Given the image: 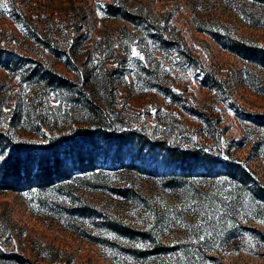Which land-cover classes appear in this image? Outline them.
I'll return each instance as SVG.
<instances>
[{
	"label": "rangeland",
	"instance_id": "374dc122",
	"mask_svg": "<svg viewBox=\"0 0 264 264\" xmlns=\"http://www.w3.org/2000/svg\"><path fill=\"white\" fill-rule=\"evenodd\" d=\"M106 3L161 27L180 57ZM201 28L264 46V3L0 0V133L42 142L95 126L170 148L194 142L229 151L264 184V66ZM46 69L70 82L51 85ZM95 153L61 184L0 191V264H264V196L218 166L175 176L147 148ZM108 218L142 234L116 237Z\"/></svg>",
	"mask_w": 264,
	"mask_h": 264
},
{
	"label": "trees",
	"instance_id": "16d2710c",
	"mask_svg": "<svg viewBox=\"0 0 264 264\" xmlns=\"http://www.w3.org/2000/svg\"><path fill=\"white\" fill-rule=\"evenodd\" d=\"M251 1L264 3V0ZM105 6L110 16L122 18L139 31L142 40L146 39L156 45L161 52L170 50L180 57L179 47L176 46L177 41L175 42L172 37H166L162 28L152 23L147 17L117 4L106 3ZM201 30L207 31L224 48L234 52L242 60L264 66V46L249 44L206 28H201ZM185 55L187 57L185 61L188 64L197 62V58L191 56L188 51ZM142 70L144 74L149 73L148 69L142 68ZM135 75L138 76L137 72ZM43 78L53 86L65 87V83L68 85L70 82L48 69L44 71ZM202 82L208 85V76H205ZM87 106L89 109H95L88 104ZM256 115L260 120L261 115ZM123 146L137 152L144 148H147L148 152L149 150L154 151V157L162 160L160 164L169 166L171 171L175 172V176H182L198 168H210L213 171L218 166L226 177L251 189L253 194L264 196V184L256 173L249 166L233 159L229 151H226L225 157H220L210 148L194 142L190 146L178 148L167 147L166 143L153 145L147 143L146 138L141 134L134 135L126 130L113 133L111 130L95 126L93 128L78 127L70 134L58 135L42 142L15 141L0 133V156H2L0 159V191L46 190L73 177L75 170H83L93 165L96 161L94 160L96 148L101 149L105 154L111 152L115 155ZM163 160L168 163L165 164ZM102 228L120 238L128 237V231L142 234L141 231L111 218L103 223ZM154 250V248L150 249L149 252L153 253Z\"/></svg>",
	"mask_w": 264,
	"mask_h": 264
},
{
	"label": "snow or ice",
	"instance_id": "6c2138e0",
	"mask_svg": "<svg viewBox=\"0 0 264 264\" xmlns=\"http://www.w3.org/2000/svg\"><path fill=\"white\" fill-rule=\"evenodd\" d=\"M3 6H4L5 8L7 7V5H6V4H5V5H3ZM133 54H134V55H138V53H136V52H135V50H133ZM0 159H2V156H0ZM138 246H139V245H138Z\"/></svg>",
	"mask_w": 264,
	"mask_h": 264
}]
</instances>
